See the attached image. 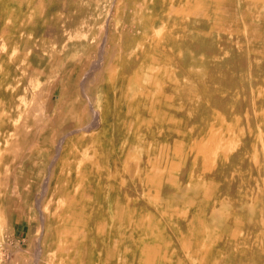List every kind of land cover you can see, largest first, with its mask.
<instances>
[{"label":"rangeland","instance_id":"rangeland-1","mask_svg":"<svg viewBox=\"0 0 264 264\" xmlns=\"http://www.w3.org/2000/svg\"><path fill=\"white\" fill-rule=\"evenodd\" d=\"M164 45L174 63L154 72L173 84L184 71L171 119L209 118L225 138L193 152L194 184L172 189L174 207L135 190L139 111L112 107L115 141L93 119L127 54L135 73ZM128 139L134 164L117 184L136 191L133 214L97 192L104 156ZM0 264H264V0H0Z\"/></svg>","mask_w":264,"mask_h":264},{"label":"bare ground","instance_id":"bare-ground-1","mask_svg":"<svg viewBox=\"0 0 264 264\" xmlns=\"http://www.w3.org/2000/svg\"><path fill=\"white\" fill-rule=\"evenodd\" d=\"M166 45L152 47V54L149 56H145V62L142 66H140V68L135 71V73L133 72L138 65L136 54L133 51V53H131L130 55L127 54V57L124 60V63L126 65L122 67V70L124 71V73L122 74V78L114 80L110 79L109 82H107L105 86H103L102 89L104 91L102 93V97L98 104L95 106L96 109H94V115H92L94 119V125L98 126L100 124L103 131H105L106 140L112 139L115 141V137L117 135L120 136V139H124V134L123 132H121V127L118 123L119 120L118 122L115 121V124H113L109 120L111 112L113 111L112 107H119L121 111H124L126 114H128V112H131V115L133 114V110L139 111V118L143 119V123L140 124V126L142 128H146V133L145 135H143L140 134V132L134 131L133 142L136 141V143L139 142L142 144V150L140 152L141 157L140 162H138V168L143 170L144 176L140 180V183L137 185V188L135 187V190L141 191L143 193H149L153 190V192L159 197L165 198V202L163 201L165 207H174V204L169 201V196L172 189L177 188L178 190L184 191L185 189H183V184L186 181L187 188L191 187L192 184H194L189 180L195 173V169L198 168V163L191 160V155L193 154V152L203 147V149H205V145H207L208 143L211 144L215 141L219 144L224 143L225 138L223 139L220 132L214 131L215 123L209 122V118L200 126L191 127L192 129H188V126L186 127L183 125L184 117L179 116L171 119V114H179L181 113V111H183L184 108V95L182 85L184 79V71L179 68L174 71V74H178V77H180L181 79L174 80L173 84H167V72H165V74L161 72H154L153 66L157 65V63H174L173 57L167 55V51L165 50ZM144 52V49L141 50L140 55ZM150 63L152 67L148 68L147 70V66ZM180 73L182 76L179 75ZM142 77L144 78L145 82H142ZM117 83L119 84V86H117ZM134 83H138V86H143L141 92L135 91L136 93H134L132 96L126 93L125 89H128V87L130 89L131 87H133ZM155 84H157V86H155ZM136 89H138L137 86ZM39 95L41 94L38 93V96ZM36 99L37 98L35 96V101ZM39 100L38 103L40 102ZM145 104L147 105V107ZM110 108L112 110H110ZM195 110L197 111L198 109ZM133 119L134 118L132 117L127 121V125L125 128H132L133 126H136V124L133 125ZM180 125H182V127H180ZM172 127L179 128V130L176 129L177 131L175 130L174 133L170 134V129H172ZM120 132L121 134H119ZM110 134H112V136L109 137ZM130 149L131 142L128 139L125 142L123 141V143L120 144L117 149H115V154L113 155V157L111 156V154L104 156L102 163L103 166L98 173L100 174L98 175L100 186L97 189V192L102 193L103 191H106L109 197H111V195L115 197L116 201L110 202L107 205L110 210L117 209V211H122V209H124V211H128L129 214H133V193H136V191H133V187L128 188L126 186V180L122 181L120 185L117 184V180L120 177L129 174L132 170H130L129 167H132L134 163L130 162L133 164L131 166H128L127 162V156L130 153ZM129 156L131 155L129 154ZM173 162L176 163L174 164V166H176L177 168L174 171H169V168ZM203 166V168L208 167L205 166V164ZM104 172L105 177L101 175ZM152 182L154 185H156L155 187L154 185H149V183ZM188 190L189 189H187V191ZM214 197L215 196L213 195L210 200ZM122 199L127 200L125 206H123L121 203ZM214 210L215 209H213L211 214L215 213ZM114 250H116L115 247ZM89 253L90 252H88V254ZM89 257L91 258V256Z\"/></svg>","mask_w":264,"mask_h":264}]
</instances>
